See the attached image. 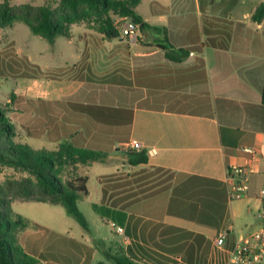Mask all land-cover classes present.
<instances>
[{"label": "crops", "instance_id": "0c3cea01", "mask_svg": "<svg viewBox=\"0 0 264 264\" xmlns=\"http://www.w3.org/2000/svg\"><path fill=\"white\" fill-rule=\"evenodd\" d=\"M211 2L152 0L148 16L138 13L149 28H138L136 41L130 43L122 36L105 40L114 49L109 60L116 72L108 86L110 91L94 95L97 106H93L98 109L93 110L92 121L84 115L85 105L80 107L81 124L62 125V138L67 136V141L78 147L107 152L105 164L114 159L116 166L96 177L98 204L123 219L124 224L116 226L124 233L120 234L122 241L110 237L111 233L82 240L87 255H81L78 264H115L112 257L129 258L138 264H165L167 258L194 264L200 256L206 264L217 231L234 223L226 191L228 168L250 171L248 193L252 195L247 198L250 206L245 211L253 215V230L262 226L256 215L263 208L259 193L264 188V24L251 22L222 30V22L227 21L225 13H212ZM252 12L245 13V21ZM206 22L213 23L207 27L214 33V43L203 32ZM164 41L175 49L187 50L188 56L178 62L168 60L165 51L156 46ZM95 67L96 73H101ZM84 79L74 84L81 89L89 87L90 78ZM102 99L107 101L100 105ZM81 129L91 132L79 136ZM133 140L141 144L148 161L129 172L158 168L180 177L176 184L187 179L202 185L183 187V194L175 187L152 193L141 187L140 192H145L136 198L127 197L128 193L112 196L121 189L110 191L104 199L103 188L114 184L104 180L128 167L126 155L131 150L124 145ZM245 148L252 152H244ZM151 150L154 153L149 154ZM201 189L205 192L203 201L189 202L187 193ZM214 203L225 204L220 217L212 223L202 221ZM93 219L98 229L108 227L104 221L109 220L95 214ZM26 233L18 238L23 250L38 264L52 263L54 255L33 247Z\"/></svg>", "mask_w": 264, "mask_h": 264}, {"label": "rangeland", "instance_id": "374dc122", "mask_svg": "<svg viewBox=\"0 0 264 264\" xmlns=\"http://www.w3.org/2000/svg\"><path fill=\"white\" fill-rule=\"evenodd\" d=\"M8 1L12 5L30 3L36 7L57 8L56 0ZM211 1L212 13H225L227 21L222 22L221 28L226 30L228 27H238L240 24L250 25V20L245 21L244 15L252 12L262 0ZM151 5L152 0H141L138 13L144 16L150 14ZM202 23L205 24V19ZM105 40L107 39L95 28L90 29L84 24L72 26L69 38L56 37L52 42L33 35L27 26L20 22L0 27V105L15 128L17 141L26 143L36 150L53 151L58 148L62 140L68 139L67 136L62 138L64 129L62 125L71 127V125L81 124L80 107L85 105L84 115L92 121L94 108L91 107L97 106L94 104L97 101L94 95L97 91H100L101 95H107L110 91L108 86L114 81L113 74L116 72L110 67L109 60L114 54V49H111ZM122 52L124 54L123 50ZM95 65L101 73H96ZM86 76L90 78L89 87L85 85L81 89L74 84L84 81ZM68 82L70 83L67 85ZM76 88L80 92H76ZM105 101L107 100L102 99L100 105ZM80 132L79 136H85L91 130L81 129ZM70 135L73 137L74 134ZM114 153L120 154L118 151ZM117 159L116 161H119V158ZM113 161L114 159H110L106 164L95 163L89 167L80 168V171L88 176L89 194L78 202V208L89 223L90 234L61 205L14 201L11 204L13 212L39 226L21 230L17 237L27 232L24 236L29 238L33 247L42 250V253L46 255H54L55 259L49 264H78L80 256L86 254L82 247V240L87 242L95 239L96 236L110 233V237L123 238L110 224L123 225V219L117 217L113 210L98 204L100 187L96 177L99 173H107L113 169L116 166ZM127 173L133 177L126 179ZM19 177L20 174L13 170L2 168L0 169V186H4L8 180L19 179ZM179 178L174 173L158 168H137L129 172V168L125 167L115 173L112 180H119L117 183L121 185L131 182L132 188L137 192H140L142 187L141 190H149V193L175 187L177 192L183 194V187L187 189L190 186L202 185L187 179L176 184ZM106 180L109 179H105L104 182ZM109 186L112 184L106 187ZM250 195L252 194L249 192L246 196L231 202L234 212V216H231L233 224L243 233L251 232L255 228L253 215L245 211V208L250 206L247 201ZM204 196V189H201V192H188L186 198L191 203H201ZM94 214L109 220L104 222L110 229L102 225L101 229H98L93 219ZM249 221H252L251 224H248ZM167 259L163 260L165 264H180L176 258ZM202 261L203 256H200L196 258L194 264H202Z\"/></svg>", "mask_w": 264, "mask_h": 264}, {"label": "trees", "instance_id": "16d2710c", "mask_svg": "<svg viewBox=\"0 0 264 264\" xmlns=\"http://www.w3.org/2000/svg\"><path fill=\"white\" fill-rule=\"evenodd\" d=\"M57 8L49 6H33L30 3L12 5L8 0L0 2V27H6L15 22L23 23L29 31L42 39L52 42L56 37L69 38L71 27L84 24L88 28H95L105 39L112 40L120 37L114 26V19L126 17L133 21L140 30L149 28L136 12L139 0H56ZM250 22L264 24V0L254 9ZM212 22H206L203 32L208 41L215 42L213 32L208 27ZM137 40V39H136ZM165 51V57L178 62L188 56L185 49H175L166 41L156 44ZM264 105V86L261 91ZM94 108L96 110L98 108ZM93 112V111H92ZM16 131L5 111L0 105V169L8 168L20 174L19 179L8 180L0 186V264H38V260L27 254L18 242L19 231L29 227H39L33 222L13 212L11 204L14 201H33L51 205H61L66 212L90 234L89 224L78 208V202L88 195V176L80 171L81 167H89L95 163H105L109 158L107 152L88 149L73 145L62 140L56 150H36L26 143L16 140ZM129 170L138 165L146 164L145 151H129L127 153ZM230 173V169L228 168ZM115 175L109 177L114 182L111 188H103L104 199L110 191L120 192L112 196L127 194L136 198L142 192H132L127 188L132 183L118 184ZM126 179L132 178L130 173ZM137 183V182H136ZM124 199V198H121ZM225 204H212L210 213L200 219L204 222L218 220ZM220 217V216H218ZM115 264H138L129 258L112 257Z\"/></svg>", "mask_w": 264, "mask_h": 264}, {"label": "built area", "instance_id": "2783aa9c", "mask_svg": "<svg viewBox=\"0 0 264 264\" xmlns=\"http://www.w3.org/2000/svg\"><path fill=\"white\" fill-rule=\"evenodd\" d=\"M114 26L119 35L132 43L137 39L138 26L126 17H118ZM124 148L131 151H141L142 146L137 141H131L124 145ZM251 153L249 148L243 149ZM154 153L151 150L149 154ZM250 171L245 168L236 167L230 170L229 180L226 185L228 203L246 196L248 193V180ZM259 199L263 208L257 212V218L261 220L262 226L258 230L243 233L237 230L231 223L227 227L217 231L209 254L206 257V264H264V188L259 193ZM111 226L118 234H123L121 227L111 223Z\"/></svg>", "mask_w": 264, "mask_h": 264}]
</instances>
